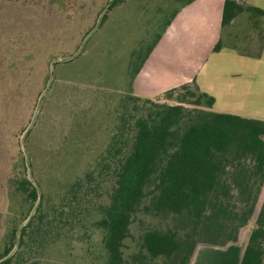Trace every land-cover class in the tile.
Wrapping results in <instances>:
<instances>
[{"label":"rangeland","instance_id":"1","mask_svg":"<svg viewBox=\"0 0 264 264\" xmlns=\"http://www.w3.org/2000/svg\"><path fill=\"white\" fill-rule=\"evenodd\" d=\"M109 1L0 0V255L14 242L10 255L17 251L16 263L108 264L95 211L76 207L69 215L62 204L69 203L70 182L96 162L111 138L129 57L139 41L151 39L146 34L160 0H124L121 7L122 3L108 8V17L93 31ZM257 31L249 14L241 15L222 28L224 50L199 66L196 49L209 36L200 21L190 24L188 31L170 38L167 48L163 45L153 54L154 69L146 66L149 75L142 97L162 98L161 91L183 75H193L199 87L203 84L209 91L200 89L212 95L219 83L215 77L241 72L244 61H253L233 50L231 34L245 48ZM56 58L62 60L52 67ZM23 156L43 199V223L35 218L39 202L33 207L14 186ZM263 201L264 186L255 217ZM33 218L20 246V226ZM174 224L172 216L140 212L126 240L127 264L169 263L164 257L151 260L142 242L146 231Z\"/></svg>","mask_w":264,"mask_h":264},{"label":"trees","instance_id":"2","mask_svg":"<svg viewBox=\"0 0 264 264\" xmlns=\"http://www.w3.org/2000/svg\"><path fill=\"white\" fill-rule=\"evenodd\" d=\"M121 1L112 0L109 8ZM180 1L183 7L194 0ZM178 12L179 8L173 9L151 39L141 41L133 51L130 88L116 108L111 138L96 162L70 182L69 203L62 204L69 215L76 207L95 211L108 264H127L126 240L140 212L175 220L171 227L150 229L143 235L142 247L151 260L164 257L170 261L165 264H190L199 244L224 246L237 241L255 214L264 186V120L214 111L215 97L202 91L194 78L168 89L162 98L134 93L135 78ZM243 13L249 14L257 36L251 33L248 47L241 48L235 42L237 35L231 34L229 45L243 55L260 56L263 8L244 0H224L222 27L233 25ZM107 17L105 13L102 21ZM223 47L220 38L214 51ZM21 161L15 189L33 207L39 202L35 218L43 223V199L29 178L24 156ZM35 218L21 228L20 246ZM14 246L13 242L5 248L0 264H20L17 251L10 255ZM241 264H264V201Z\"/></svg>","mask_w":264,"mask_h":264},{"label":"crops","instance_id":"3","mask_svg":"<svg viewBox=\"0 0 264 264\" xmlns=\"http://www.w3.org/2000/svg\"><path fill=\"white\" fill-rule=\"evenodd\" d=\"M122 2H124V0L120 3ZM244 2L247 5L258 6L264 9V0H244ZM123 4L126 3L120 4L118 8ZM223 5L224 0H194L192 3L183 7L181 6L180 0L158 1L155 17L152 20L150 19V29L146 35L151 36L150 34H153L151 31L160 29L168 14L173 9L179 8V12L164 31L161 39L135 78L133 82V90L136 95L142 96V91L145 89L144 84L149 75L146 66H152L154 69V65L151 64L153 54L155 55L163 45L164 49L165 47L167 48L166 45L171 43L170 38H173L177 34H181V31H188L190 24L192 25L193 23L200 21L205 26L209 36L206 42L196 49V58L197 61H200L199 66H203L212 54L224 50V48H222L220 51H214V46L220 40L223 28ZM134 7L136 6L134 5ZM140 43L141 41L138 42L137 46ZM135 48L131 52L129 57L130 60ZM161 55L162 54H160V56ZM243 56L251 58L249 60L253 59V61H244L245 68L240 70L241 72H230L229 74L223 73L221 77H215L214 82L216 83L219 81V83H216L215 90L212 93L216 99L212 109L217 112L233 113L248 118L264 120V47L260 56H255V54L251 56ZM130 60L127 68L126 88L122 91V95L130 88ZM196 70L197 68H194V73ZM238 77L242 78H239V81H237L236 78L238 79ZM192 79L193 75H183L181 79H177L173 87L184 82H189ZM200 88L209 91L204 88L203 84H200ZM167 90L168 89L164 88L161 91V96ZM255 219L256 217L254 216V219L252 218V221L240 230L237 241L230 242L224 246L199 244L190 264H241L251 231L255 226Z\"/></svg>","mask_w":264,"mask_h":264},{"label":"water","instance_id":"4","mask_svg":"<svg viewBox=\"0 0 264 264\" xmlns=\"http://www.w3.org/2000/svg\"><path fill=\"white\" fill-rule=\"evenodd\" d=\"M111 2H112V0L109 1L107 7L101 12V14H100V16H99V18H98V21H97V25L94 27L93 31L98 27V25H99V23H100L102 17H103L104 14L107 12V10H108V8H109ZM93 31H92V32H93ZM92 32H91V33H92ZM91 33H89V34L86 36L85 39H87L88 36H89ZM80 50H81V47L78 49V51H77L72 57L78 55V53L80 52ZM72 57H69V58H72ZM69 58H66V59H63V60H67V59H69ZM60 60H62V59H60V58H56V59H54L53 62H52V67L54 66V64H55L57 61H60ZM52 78H53V73H51V77H50V80H49V83H48L47 88L49 87V84H50ZM47 88H46V90H47ZM39 107H40V103L38 104L37 109H39ZM34 120H35V117H34L32 123L34 122ZM22 227H23V225L20 226V229H21ZM20 229H19V231H20ZM3 260H4V259H1L0 262L3 261Z\"/></svg>","mask_w":264,"mask_h":264}]
</instances>
